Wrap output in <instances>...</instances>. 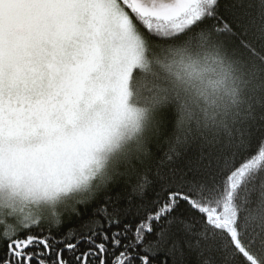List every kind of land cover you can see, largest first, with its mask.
<instances>
[{"label":"snow or ice","instance_id":"1","mask_svg":"<svg viewBox=\"0 0 264 264\" xmlns=\"http://www.w3.org/2000/svg\"><path fill=\"white\" fill-rule=\"evenodd\" d=\"M0 225V264H264V0H0Z\"/></svg>","mask_w":264,"mask_h":264},{"label":"clouds","instance_id":"2","mask_svg":"<svg viewBox=\"0 0 264 264\" xmlns=\"http://www.w3.org/2000/svg\"><path fill=\"white\" fill-rule=\"evenodd\" d=\"M183 70L177 53L161 51L157 56L149 58L144 69V83L148 88L155 83L164 85L172 75H178ZM219 72L226 74L227 87L222 89L223 95L217 91V99L222 105L232 109L239 108L244 102L243 70L241 68L225 67L220 70L209 69L208 79L217 78ZM51 206L41 207L39 202L32 208L25 207L24 211L33 213H45Z\"/></svg>","mask_w":264,"mask_h":264},{"label":"rangeland","instance_id":"3","mask_svg":"<svg viewBox=\"0 0 264 264\" xmlns=\"http://www.w3.org/2000/svg\"><path fill=\"white\" fill-rule=\"evenodd\" d=\"M9 222H12V221H9ZM3 229V225H0V230H2Z\"/></svg>","mask_w":264,"mask_h":264}]
</instances>
